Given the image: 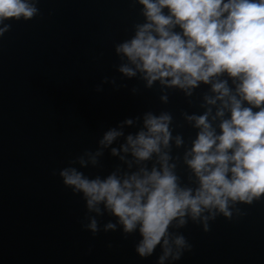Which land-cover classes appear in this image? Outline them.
<instances>
[{
  "label": "clouds",
  "instance_id": "1",
  "mask_svg": "<svg viewBox=\"0 0 264 264\" xmlns=\"http://www.w3.org/2000/svg\"><path fill=\"white\" fill-rule=\"evenodd\" d=\"M39 3L0 0V38L13 22L38 17ZM132 6L143 19L115 45L117 70L145 89L159 84L163 104L169 90L190 99L206 87L203 111L181 113L195 135L186 143L171 111L148 110L107 127L95 149L68 160L58 175L84 202V231L138 236L140 259L159 249L156 264H178L192 250L181 231L189 223L208 232L217 217L231 220L233 209L240 214L241 206L264 201V0H132ZM174 148L184 150L187 180ZM106 154L118 163L104 173Z\"/></svg>",
  "mask_w": 264,
  "mask_h": 264
},
{
  "label": "water",
  "instance_id": "2",
  "mask_svg": "<svg viewBox=\"0 0 264 264\" xmlns=\"http://www.w3.org/2000/svg\"><path fill=\"white\" fill-rule=\"evenodd\" d=\"M38 7V17L13 22L0 38V264H156L159 249L146 260L136 254L138 236L84 231V202L58 172L95 149L107 127L148 110L171 111L190 142L195 130L181 113L202 112L207 89L190 99L169 90L163 104L159 84L145 89L121 77L115 45L143 19L132 0H40ZM183 151L173 155L187 180ZM102 163L106 173L118 161L106 154ZM241 209L210 221L208 232L192 223L182 229L192 250L178 264H264V201Z\"/></svg>",
  "mask_w": 264,
  "mask_h": 264
}]
</instances>
